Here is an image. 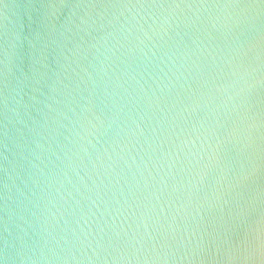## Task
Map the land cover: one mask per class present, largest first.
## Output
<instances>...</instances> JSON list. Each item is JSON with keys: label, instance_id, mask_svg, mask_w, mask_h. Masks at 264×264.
<instances>
[{"label": "water", "instance_id": "obj_1", "mask_svg": "<svg viewBox=\"0 0 264 264\" xmlns=\"http://www.w3.org/2000/svg\"><path fill=\"white\" fill-rule=\"evenodd\" d=\"M0 264H264V0H0Z\"/></svg>", "mask_w": 264, "mask_h": 264}, {"label": "clouds", "instance_id": "obj_2", "mask_svg": "<svg viewBox=\"0 0 264 264\" xmlns=\"http://www.w3.org/2000/svg\"><path fill=\"white\" fill-rule=\"evenodd\" d=\"M254 86L255 85L251 82V78L245 79L244 77H240L236 81V88L238 89V94L250 93ZM248 119L250 121V123L248 125L249 129L258 126L259 122H258L257 117L255 116V114L250 115L248 117Z\"/></svg>", "mask_w": 264, "mask_h": 264}]
</instances>
